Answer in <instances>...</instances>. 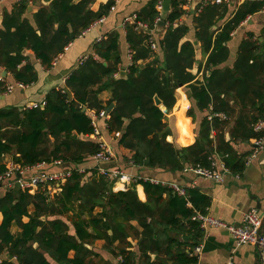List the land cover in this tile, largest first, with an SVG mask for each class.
Wrapping results in <instances>:
<instances>
[{
  "label": "trees",
  "instance_id": "1",
  "mask_svg": "<svg viewBox=\"0 0 264 264\" xmlns=\"http://www.w3.org/2000/svg\"><path fill=\"white\" fill-rule=\"evenodd\" d=\"M38 2L20 0L1 19L0 67L23 85L37 80L32 65L24 64V50L50 69L52 61L106 15L111 5L108 2L93 12L91 0H52L39 7L30 21L27 10ZM155 6L152 1L136 14L149 29L158 17ZM182 6V0L171 1L167 28L155 42L157 52L150 49L148 33L136 32L131 24L124 26L131 54L124 78L115 77L121 60L118 35L110 33L92 45V53L70 73L63 88L46 94L42 107L0 108V158L15 153L20 169L56 162L71 169V176L52 196L38 188L33 194L8 190L0 197V264H106L94 251L96 241L103 242L102 251L119 257V264H196L190 253L204 231L193 218L206 215L210 206L206 195L185 187L184 196H179L143 180L124 191H113L112 183L95 167L86 174L77 171L99 150L90 138L93 128L88 112L98 113L111 103L114 107L107 113L105 133H120L117 145L132 153L127 160L132 165L181 172L189 166L209 168V158L217 154L227 155L224 162L230 172L243 171L244 155H237L231 144L262 135L254 126L264 120V29L261 41L252 33L245 34L231 68L221 65L228 59L230 34L261 11L264 1H245L216 30L228 15L229 4L207 5L192 16L195 39L207 57L201 68L202 83L190 73L194 47L182 42L188 27L174 26L185 14ZM181 86L189 94L187 117L193 122L195 142L191 145L180 136L177 142L182 147H178L166 141L171 130L162 108L167 113L173 109L175 91ZM106 90L110 99L104 103L99 95ZM3 94L5 86L0 82ZM154 97L161 107L155 106ZM209 110L224 114L228 121L196 116L195 112ZM5 170L0 162V175ZM136 185L143 187L144 202L136 195ZM23 218L28 221L24 223ZM12 225L20 229L16 235L10 232Z\"/></svg>",
  "mask_w": 264,
  "mask_h": 264
},
{
  "label": "crops",
  "instance_id": "2",
  "mask_svg": "<svg viewBox=\"0 0 264 264\" xmlns=\"http://www.w3.org/2000/svg\"><path fill=\"white\" fill-rule=\"evenodd\" d=\"M18 1L20 0H2L0 2V16L2 17V14L6 11L9 12L12 6L18 3ZM51 1L52 0H50L48 3H44L42 0H40V2H38L36 5L30 6L27 10V18L32 21L31 17L38 10V8L41 6H47ZM152 1H155L156 4L160 3L161 5V15L164 26L151 31V36L154 42L161 40L167 28L165 20L171 11L172 0H119L115 5V10L111 13L107 12V14L104 15L105 20L101 24L96 25L93 29H89L84 34L74 39L64 49V52L58 55L52 61L50 69H45L31 51L24 50L23 55L27 59L24 64L28 61V63L32 65L37 75V80L31 85H25V88L22 90L16 89L9 94H3L2 96H4V99L0 101V108L13 107L23 109L25 107L28 108V106H31L32 104H39V106H43L46 94L50 90L63 88L67 77L78 66L79 59L82 57H87L89 54H91L92 45L110 33H117L118 35V52L121 60L119 72H127V67L131 64V56H129L130 51L126 42L125 29L122 21L128 16L138 14L142 8ZM244 2L245 1L234 2L233 5L229 6L227 17L220 21L213 29L216 30L217 28L223 27V25L229 19H231L236 9ZM107 3L108 2L106 0H91L89 8L91 11L97 12ZM192 16H197V14H184L178 21L175 22L174 26L176 27L179 25H184L188 27V33L182 42L188 41L194 47L195 63L197 65L194 63L190 73L195 76V80L202 83L203 69L201 68H203L207 57L202 53L200 44L195 39L194 27L192 25ZM263 29L264 8L258 13L249 16L230 34V40L227 43V48L229 51L228 59L224 64L221 65V67H232L237 55L239 44L244 38L245 34L252 33L254 38L258 39V41H261V33ZM155 52H157V50ZM138 63L143 64L141 61ZM0 70L5 71L1 67ZM118 74L115 77H117ZM4 79L6 83H16L14 82L11 75L7 72ZM99 99L106 103L110 99L109 91L106 90L100 93ZM175 100L177 104L175 103L176 107L174 110L172 109L169 113H167L162 108L165 116L164 121L168 124V127L171 130V135L166 138V141L178 146L179 144L177 142V138L180 136L183 138L184 136L189 140V144L192 145L195 142V135L193 131L192 119L187 117V111L191 107V103L185 86H181L176 89ZM195 113L196 116L200 118L207 115V111L203 113ZM230 125L232 126V122ZM100 130L103 140L109 143L113 150V160L107 165H102L104 168L117 169L123 173L139 177L143 180L152 179L170 184L174 183L184 189L185 187L195 188L210 199V206L207 209L206 215L224 222L227 225H239L244 213L251 208L257 209V205L260 206V209L258 210L263 216L264 153H260L254 158L247 160L251 152L250 148L252 146L253 139L243 144H231L237 155H244V169L238 175L232 172L224 174L223 181L217 183L211 180L195 177L192 174L183 171L172 172L134 166L127 162V160L130 159L132 153L129 150L121 148L117 145V139L119 138L120 133H113L111 135L106 134L105 127H103L102 122L100 123ZM224 134L225 140L228 141L229 135L227 131H225ZM15 156H17L15 153L2 156L0 158V162L5 166V168L9 164L16 165L14 162ZM212 157L221 158V156L217 154H213ZM41 165H43L41 169L50 172H58L68 168V166L62 164H53L50 166H46L44 164ZM94 166V163L91 161V159H89L77 169L82 168L86 172ZM33 167L23 168L22 174H18L19 176L16 175L15 179L19 177L23 180H27L34 171ZM127 186L129 187L131 185ZM121 188V184L113 187L115 191H123ZM14 189L20 190L17 187H13L11 189L1 187L0 197L4 194V192ZM35 191L36 190L30 194H33ZM58 192L59 191H52L50 196H52L53 193L56 194ZM135 192L139 200L144 202L145 195L143 192V187L141 185H136ZM1 220L2 217L0 214V223ZM22 221L26 223L28 220L27 218H23ZM132 225L136 226V223L132 222ZM261 230L264 231V221L262 223ZM10 232L11 234L16 235L20 232V229L16 225H12ZM132 244H135V242ZM102 245V241L94 242V251L98 253L105 262H107L106 264H119V257L115 259L105 251H102ZM198 246H200V253L199 255L194 256L196 258V264H226L227 262H231V264H261L260 254L256 245L247 244L236 246L232 236L227 231L220 228H207L204 231L203 237ZM72 256L73 252H70L69 257L71 258Z\"/></svg>",
  "mask_w": 264,
  "mask_h": 264
},
{
  "label": "built area",
  "instance_id": "3",
  "mask_svg": "<svg viewBox=\"0 0 264 264\" xmlns=\"http://www.w3.org/2000/svg\"><path fill=\"white\" fill-rule=\"evenodd\" d=\"M2 0H0L1 2ZM107 2H111L108 13H111L115 10V5L119 0H106ZM183 6L182 9L185 11V14H198L202 11L204 7L207 5H222V4H230L231 0H199V3L192 8L193 0H182ZM246 0H235V2H243ZM31 3V0H29ZM158 17L155 19L153 27L149 29L144 23L137 20L136 15L128 16L123 19L122 24L125 26L126 24L134 25V30L136 32H146L150 35L151 40L149 41L150 49L155 52L157 50L156 43L152 40L151 31L155 30L157 24L162 21L161 15V5L157 3L155 6ZM105 20V16L100 17L94 24L91 25L89 29H93L96 25L101 24ZM87 29L86 31H88ZM86 31L82 32L84 34ZM81 34V35H82ZM100 40V39H99ZM98 40V41H99ZM129 56H131L129 52ZM86 59V57H82L78 61V65L81 64ZM0 82H2L5 86V94H9L16 89H24L25 85L21 83H6L5 79L0 77ZM39 104H32L29 107H38ZM88 115L90 117L91 126L93 128V133L91 135V139L95 140L99 146L98 152L91 157V161L94 163L95 170L105 177L109 182L113 183V187L118 184L122 185V190L124 191L128 186L134 183L143 180L139 177H135L126 173H123L117 169L104 168L102 165H107L113 160V150L109 143L103 140L100 130V123L102 122L103 127L106 126L107 120V112L105 110H100L98 113L94 111H89ZM206 118L208 121H211L213 118H218L219 120L228 121V118L224 114H215L210 110L207 111ZM254 131L257 133H262V135L253 139L252 146L250 148L251 152L247 158H254L260 153H264V120L259 121L254 126ZM117 135V134H116ZM227 158V155H224L221 158L218 157H210V166L209 168L202 167H186L183 172H187L192 174L195 177L202 178L205 180H211L217 183L223 181L224 174H228L230 171L228 167H226L224 159ZM56 165H61L59 162L55 163ZM43 165L38 164L35 165L34 171L31 176L27 180H23L21 178L15 179V176L18 174H22V169H20L17 165L9 164L6 167V170L2 175H0V188L5 187L6 189H11L13 187H17L18 189L24 191L28 190L29 193H32L34 190L38 188H42L46 190L47 194L50 196L52 191H60V186L65 183V181L71 176V169L67 168L58 172H50L41 169ZM79 173L86 174L84 169H77ZM19 176V175H18ZM87 176L84 177L86 180ZM143 181H148L154 185H161L171 190L173 193H176L179 196H184L185 190L184 188L179 187L177 184L165 183L158 180L145 179ZM112 190L115 191V189ZM54 194V193H53ZM197 222L200 223V227L202 230H206L207 228H220L222 230L227 231L233 238L236 246L242 245H256L260 254L261 264H264V231H262V214L256 208H251L247 212L244 213L241 223L239 225H227L224 222L216 220L208 215H200L198 214L193 218ZM200 253V246H196L190 253L191 256H197ZM120 261V258H119ZM226 264H231V262H227Z\"/></svg>",
  "mask_w": 264,
  "mask_h": 264
},
{
  "label": "water",
  "instance_id": "4",
  "mask_svg": "<svg viewBox=\"0 0 264 264\" xmlns=\"http://www.w3.org/2000/svg\"><path fill=\"white\" fill-rule=\"evenodd\" d=\"M42 1L44 3H48L50 0H42ZM234 2H235V0H231V2H230L229 5L230 6L233 5ZM198 3H199V0H193V2H192V8H194ZM1 19H2V17L0 16V20ZM163 26H164V22L163 21H160L157 24V27L156 28L158 29V28L163 27ZM195 65H197V64L195 63ZM5 75H6V72L0 70V77L5 78ZM125 76H126V72L121 71V72H119V74L116 77V79H118V78H124ZM3 99H4V96L0 95V101L3 100ZM154 104H155V106H160L161 105V102H160V100L157 97H154ZM113 107H114V104L111 103L110 105H108L105 108V111L108 113V112H110L113 109ZM82 111H85V108H83ZM257 209H260V206L257 205ZM263 221H264V214L262 216V223H263ZM151 257H152V259H154V256L153 255H151Z\"/></svg>",
  "mask_w": 264,
  "mask_h": 264
},
{
  "label": "rangeland",
  "instance_id": "5",
  "mask_svg": "<svg viewBox=\"0 0 264 264\" xmlns=\"http://www.w3.org/2000/svg\"><path fill=\"white\" fill-rule=\"evenodd\" d=\"M175 106H176V104L174 105L173 110H174ZM194 123H195V122H194ZM178 147H181V146L178 145Z\"/></svg>",
  "mask_w": 264,
  "mask_h": 264
}]
</instances>
